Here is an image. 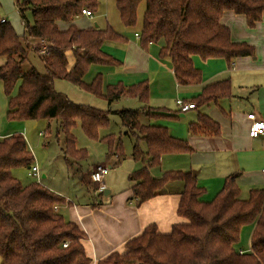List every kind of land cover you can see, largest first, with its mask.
I'll return each mask as SVG.
<instances>
[{"label":"trees","instance_id":"16d2710c","mask_svg":"<svg viewBox=\"0 0 264 264\" xmlns=\"http://www.w3.org/2000/svg\"><path fill=\"white\" fill-rule=\"evenodd\" d=\"M146 7L140 29V45L147 47L164 41L161 57L172 60L176 80L182 85L199 84L202 72L193 56L207 60L220 57L232 66L238 57L252 56L255 46L235 42L231 30L222 24L225 11L245 16L250 27L262 20L264 0H115L119 17L126 27L138 25V10ZM19 11L32 12L33 21L25 24V38L44 40L49 54L41 56L40 46L33 49L42 57L48 70H23L30 47L9 21L0 18V81L7 97L6 118L11 121L56 120L64 136V161L68 168L88 158V151L78 146L73 130L79 125L85 135L107 145L108 153L125 155L123 141L115 134L100 136L110 125V111L80 104L55 88L64 79L109 102L131 96L147 104L149 84L142 82L128 89L122 83L104 86L102 74L91 82L84 80L92 65H119L120 61L103 51L106 41H125L111 25L80 29L72 22L84 8L98 13L100 0H16ZM70 24L62 30L59 23ZM73 59L71 64L70 60ZM232 96L230 80L207 85L194 100L204 105ZM139 109L119 112L123 123L140 137L132 156L148 166L130 175L133 198L140 205L162 192L174 180L185 183L178 215L186 222L175 224L168 234H161L155 224L126 243V250L114 252L97 264H264V189H252L242 199L238 174L226 177L223 188L211 201L201 200L205 190L191 172L169 171L154 177L150 168L161 164L166 153H189L188 142L170 134L168 128L141 123ZM151 117L166 116L148 113ZM170 117V116H168ZM192 134L213 136L221 126L212 117L200 114L189 127ZM47 133V132H44ZM144 141L147 150L140 146ZM34 163L25 136L14 133L0 137V264H91L84 240L86 234L55 207L71 204L66 197L40 181L23 184L13 174L17 167ZM103 193V191L101 192ZM252 225L249 248L237 246L244 226ZM67 244V245H65Z\"/></svg>","mask_w":264,"mask_h":264},{"label":"crops","instance_id":"0c3cea01","mask_svg":"<svg viewBox=\"0 0 264 264\" xmlns=\"http://www.w3.org/2000/svg\"><path fill=\"white\" fill-rule=\"evenodd\" d=\"M98 13H93L92 17L79 15L72 24L80 29L92 27L89 19H93ZM0 18L5 19L4 16ZM221 22L230 28L235 42H248L255 46L256 53L252 56L238 57L232 66L224 58L204 60L194 55V65L201 70L203 79L201 83L191 85L177 82L172 60L160 55L164 44L154 42L146 48L142 47L140 37L136 36V33L140 35V29L128 35V32L117 31L112 26L126 40L106 41L102 49L119 60L120 64L97 65L103 68L93 71L89 80L86 79L88 72L84 80L91 82L98 74H102L104 86L122 83L127 89L147 82L150 88L147 104L131 96H122L109 102L67 80L59 79L55 82L56 90L65 93L74 102L109 110L110 114L116 116H120L119 112L124 109H139L142 111L140 116L142 124L164 126L169 129L172 136L188 142L193 148L192 152L163 154L161 164L150 168V171L154 177H161L169 171L191 172L196 177L198 185L205 190L201 196L203 201L213 200L223 188L226 177L234 173L238 174L237 182L242 199H247L252 189H264V137L250 136L252 120L248 116L254 113L264 117V13L262 20L253 28L248 25L245 16L233 11H225ZM97 24L102 28L110 25ZM69 25L64 22L59 23L62 30L68 29ZM40 44L41 40H36L32 45L36 47ZM70 62L72 64L73 59ZM223 80H230L232 84L231 97L196 105L190 109L178 104L180 98L185 102L194 103L193 99L199 96L207 85ZM0 88L3 90L1 81ZM1 105L0 137H6L17 132L4 129L2 126V115H6L7 112V97ZM148 113L166 116L155 118ZM200 114L215 119L221 126L220 134L213 136L192 134L189 127L198 121ZM122 124L127 128L126 133L123 134L121 131L117 134L107 131V127L100 130V136L117 135L123 141L124 156L110 154L105 143L92 140L104 145L98 149L92 143L87 142L83 147L78 144L80 148L88 151L86 163L80 160L68 168L61 148L58 152L48 151L47 159H43L44 162L41 160L43 158L41 155L37 158L38 162L36 161L41 175L44 173L43 177H48L50 181L52 178L55 179L53 174L57 169L61 171V166L69 170L68 175L65 173L68 177L71 176L70 171H72L73 181L65 177L62 186L51 182L48 188L63 195L71 203L60 206L58 211L77 223L86 234L87 238L83 243L88 256L92 258L91 264H97L99 260L114 252L123 253L126 250V243L141 235L151 224H155L161 234H168L175 224L186 222V219L178 215V207L185 187L182 180L168 182L160 194L140 205L136 204L132 191L134 183L130 180V175L149 164L148 160L142 163L133 158V147L140 134L138 131H131L123 121ZM73 132L79 143L80 134L74 130ZM42 134L44 136L45 133L40 132V135ZM25 137L31 147L29 136L26 134ZM140 146L144 151L147 150L144 141H140ZM47 148L50 150L49 146L45 147ZM97 149L98 153L95 155ZM100 163L110 165V170L104 179L106 188L103 193L98 191L99 185L93 184L90 177L94 166ZM75 168H78L77 172ZM75 175H78V180L75 179ZM73 182L75 185L76 182L87 184L89 192L93 193L92 199L86 200L84 189L81 194L74 195L71 190Z\"/></svg>","mask_w":264,"mask_h":264},{"label":"rangeland","instance_id":"374dc122","mask_svg":"<svg viewBox=\"0 0 264 264\" xmlns=\"http://www.w3.org/2000/svg\"><path fill=\"white\" fill-rule=\"evenodd\" d=\"M100 1H101V8H100L99 13L93 19H89V22L91 25L94 26L96 22L100 23L102 26L110 24L117 31L128 32V35L133 34L134 30L136 29L137 30L141 29L142 23H143L144 11L146 7L145 1H143L140 4L139 10H138V25L135 28L126 27L124 24H122L120 17H119V11L116 7L115 0H100ZM24 14L25 15H23L18 10L15 4V0H0V16H4L5 19L13 25L16 32L21 36L25 34V24L27 23V21L29 22L33 21L31 10L25 9ZM22 41L24 44L30 47L28 61L23 64V70L27 71L30 68H35L40 73L47 74L48 70L45 66V63L42 57L33 49L34 46L32 44L36 42V40L31 37L25 38L23 36ZM158 43H161V45L164 44L163 40H161ZM3 63H4V59L0 57V64H3ZM101 68L103 67H100L97 65L92 66L88 75L86 76V79L89 80L91 73L95 71L96 69H101ZM4 99H6L5 94L3 90L0 88V106H2L1 103L4 101ZM2 118H3L2 126L4 127V129L7 128L8 130H12L13 132L22 133L24 136H26L27 134L29 136L30 142H31V147L29 145V148L34 155V164H37L39 166V164L37 163L38 162L37 158L38 157L40 158V155L43 157L41 159L42 161L43 159H47L48 151L58 152L61 148L63 152L64 136H63L62 129L56 120H52L50 123H48L47 120L11 121L6 118V115L4 116L2 115ZM110 118H111L110 126H108L107 131L109 130L117 134H119L121 131L123 132V134L126 133L127 128L123 126L120 116L110 114ZM74 131L77 134L78 133L80 134V136L78 135L79 136V143H78L79 146L81 147L86 146L85 144L88 142V143H92L95 146V148L100 149V147H103L104 144L96 143L90 140L84 134V131L80 125L77 128H75ZM103 131H105V129ZM40 132H47V133H45L43 136V134L40 135ZM48 146L50 150H48V148L45 149V147H48ZM98 149L95 152V155L98 153ZM63 157H64V154H63ZM87 161L88 159H84L81 162L86 163ZM74 170L77 172L78 168H75ZM29 171H30L29 167L28 168L17 167V168H14L12 172L18 179L21 180L23 184H29L34 181H40L46 187H50L51 182H54L57 185L62 186L63 185L62 182L64 181L65 177H67V179H70V181H73L71 178V176H73L72 171H70L71 173L70 177L66 176L65 173H67L68 175L69 170L65 166L64 167L61 166V171L57 169L54 172L53 175L55 176V179L52 178L51 181L48 177H43L44 173L41 175V180H37L32 175H29ZM78 178H79L78 175H75V179L78 180ZM79 185L81 186V188ZM83 189L85 190L86 200L92 199L93 193L89 192L87 188V184H84V183L78 184L76 182V185H75V183L73 182V184L71 185V190L74 195H78L79 193L81 194V191H83ZM252 229H253L252 225L244 226V228L242 229L240 242L237 243V246L239 248H243V249L249 248V245H250L249 242L251 238ZM0 261H1V258H0Z\"/></svg>","mask_w":264,"mask_h":264},{"label":"built area","instance_id":"2783aa9c","mask_svg":"<svg viewBox=\"0 0 264 264\" xmlns=\"http://www.w3.org/2000/svg\"><path fill=\"white\" fill-rule=\"evenodd\" d=\"M82 14H85L87 16L92 17L93 13L84 8L82 10ZM6 19H1V22H5ZM137 37H140L139 33H136ZM41 47V50L39 51V54L41 56L49 54V45L44 40H41V44L39 45ZM178 104L181 105L185 109H190L196 107L195 103L193 102H185L182 98L178 99ZM249 119L252 120V125L250 128V136L253 138L263 136L264 137V117L258 116L254 113H250ZM43 133V132H42ZM29 175H32L37 180H41V173L39 170V167L37 164H32L30 167ZM110 170V165L107 163H100L94 166V169L90 175L91 181L95 184H98L99 186L98 191L102 192L105 190L106 186L104 185V179L108 171ZM55 209H58V207H55ZM67 245V244H65Z\"/></svg>","mask_w":264,"mask_h":264},{"label":"water","instance_id":"95a60500","mask_svg":"<svg viewBox=\"0 0 264 264\" xmlns=\"http://www.w3.org/2000/svg\"><path fill=\"white\" fill-rule=\"evenodd\" d=\"M95 26H98V24L96 23Z\"/></svg>","mask_w":264,"mask_h":264}]
</instances>
